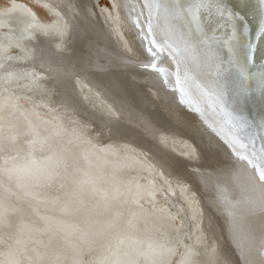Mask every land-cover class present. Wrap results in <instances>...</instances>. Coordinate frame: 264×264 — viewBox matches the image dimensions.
<instances>
[{
    "label": "bare ground",
    "instance_id": "obj_1",
    "mask_svg": "<svg viewBox=\"0 0 264 264\" xmlns=\"http://www.w3.org/2000/svg\"><path fill=\"white\" fill-rule=\"evenodd\" d=\"M32 1L62 24H45L16 1L12 8L30 17L24 36L0 21V94L25 97L37 111L31 115L16 106L12 122L0 123V264L103 261L105 244L119 240L129 224L131 233L150 243L148 254L156 237L159 248L182 242L186 253L196 252L197 264H264L259 0H248L237 13L243 25L225 20L219 31L203 33L190 16L176 17L162 3L158 9L159 0H112L121 23L97 0ZM18 50L21 59L6 57ZM81 85L118 116L90 106L94 95L80 98ZM159 135L183 140L195 155H175ZM81 137L89 141L84 157ZM140 157L170 182L156 178ZM143 177L152 185L142 184ZM156 180L176 210L195 213L202 236L191 233L173 242L168 233L177 214L130 204L131 192L156 194ZM15 189L23 193L27 212L11 222Z\"/></svg>",
    "mask_w": 264,
    "mask_h": 264
},
{
    "label": "rangeland",
    "instance_id": "obj_2",
    "mask_svg": "<svg viewBox=\"0 0 264 264\" xmlns=\"http://www.w3.org/2000/svg\"><path fill=\"white\" fill-rule=\"evenodd\" d=\"M13 1L21 2L25 5H27L28 7H30L31 9H33L34 11H36L37 15L39 16L41 21L44 22L45 24L59 22V17H56L49 10H47V9L43 8L42 6L36 4L32 0H0V21L7 22L12 27H14L15 33L19 37L24 36L23 29L25 28L30 17H29V14L21 8L13 9L12 5H11ZM97 4L99 5V7L101 8L102 11L111 12L112 13L111 18L113 17L117 22L121 23L120 15H119V12L117 10L118 8H117V6L114 5L112 0H97ZM60 24H62V23H60ZM5 33L7 35L12 34L8 30H5ZM1 41H3V40L0 38V42ZM17 52L13 51L12 53H8V54H6V57L14 60V59H21L23 56H25L19 50ZM81 86H82V88L77 87L79 97L81 96L82 98L83 97L89 98V96H90V98H91L94 95L92 98H94V97L96 98V100H95V98L93 99V102L90 103L91 104L90 106L95 107V109H97V110L100 108L98 111H100V113L102 115H105L108 117L110 115H111V117L112 116H114V117L118 116L107 105V103L100 100V97H98L93 91L87 89L84 85H81ZM7 103H9L8 106H10V107H8L6 105ZM16 106L18 108L26 110V112L31 114V115L37 114L36 108L33 105L32 101L30 102L27 98L20 97L19 99H17V98L3 97V95L0 94V123L1 124H9L12 122V120L9 119V117L13 114L12 108H14ZM101 109L103 112L101 111ZM48 119L53 123L56 122L55 125H57L61 129H67L68 128L67 123L64 120H57L56 118H53V117H48ZM77 123L79 125H81L79 122H77ZM64 127H66V128H64ZM158 138L161 141V143H166L169 146L171 145L170 148L175 155L180 154L179 156H183L185 158L186 157L188 158L192 155H195V153H194L195 151H193L192 147L188 144H186V146H185L183 140L174 139V140H168L167 141L165 139L164 135H159ZM80 139H82V141L85 142L83 147H81V154L84 157V156H86L85 154L88 152L87 150L89 147V141L83 137H81ZM180 141H183V142H180ZM173 146H174V148H173ZM75 155L78 156V153H75ZM122 156L124 158L127 157V155L124 153H122ZM139 159H141V161L149 169H151L152 173H154L156 178H159L161 180H166V178L159 172V170L155 169L156 167L151 162H149L146 158L140 157ZM235 172L237 174L236 178L238 179L241 188H244L245 185H244L243 177L240 174V171H238V169L235 168ZM166 181L170 182L169 180H166ZM141 183L144 185H152L151 181L147 177H143L141 179ZM153 189L156 191V194H154V193L145 194V196L143 195V198L140 196L137 197L138 193L131 192L130 193L131 197H129V199H130L129 201H131L130 204L132 206H134V205H138V204L142 203L146 209L151 210V211H155V209L158 210L159 208L162 207L163 208L162 211H164L165 213L167 212V214H171V211L175 215L177 214L176 217H174L175 218V225L171 228L172 230L170 229V231L168 233V236H170V239L172 238L171 240L173 242H179L178 238H180L181 236L187 237V236L191 235V233L193 235L196 234V235L202 236L201 231L195 227L194 221H196V219H195V213H193V211H188V214H186L181 209L176 210V208H175L176 206L173 204V201L166 197L160 180L155 181ZM133 191L137 192V191H135V189ZM14 193H15L14 201H15L16 209L11 215L8 216L9 220L11 219L10 220L11 222L12 221L14 222L15 219H18L20 214L25 215L27 212V209L25 206L26 203L22 201L23 200V193L20 191H18L16 193V189H15ZM17 196H19V197H17ZM187 196L192 200L194 198V195L192 193H187ZM153 197H155V198H153ZM133 201L137 204H135ZM250 203H251V201H250ZM250 203H249V209L252 208L250 206ZM190 213H193V214H190ZM10 216H11V218H10ZM129 225L126 227V229L123 230V236L119 240L116 239V240H113L111 244L110 243L105 244V246L103 248V251L105 253V259L103 261H101L98 258L88 261L85 258V263H87V264H197V262L200 263L198 261L199 259L197 260L194 257V253H196V252L186 253V250L183 248V246H181L182 242H180L181 245H179L178 248L175 245L172 246L173 243L171 241H168L166 243V245H165L166 249H165V247L159 248V246L155 244L156 240H157L156 237H154V238L151 237L152 238L151 243H153L152 244V250H150L149 254H148L147 250L149 249L150 243L145 241L146 238L141 239V238H138L136 234L131 233V229H130ZM126 230H127V232H126ZM131 234H133V235H131ZM147 239H149V238H147ZM153 239L155 240V243H154ZM148 241H150V240H148ZM171 246H172V248H171ZM189 246L192 249H194V251H195V248L199 251L201 249L198 245L192 244L190 239H189ZM139 254H141V255L143 254L145 257L141 256ZM146 255H149V256H146ZM156 256H158V258ZM144 258H146V259H144ZM131 260H132V262H131Z\"/></svg>",
    "mask_w": 264,
    "mask_h": 264
},
{
    "label": "snow or ice",
    "instance_id": "obj_3",
    "mask_svg": "<svg viewBox=\"0 0 264 264\" xmlns=\"http://www.w3.org/2000/svg\"><path fill=\"white\" fill-rule=\"evenodd\" d=\"M161 3L176 17L190 16L191 21L197 26V30L203 33L205 28L210 31L213 29L219 31L222 27V22L225 20L229 22L236 20L243 25L244 18L243 16H238L237 13L243 11V9L247 7L248 0H237L235 4L233 0H207V3L202 4H197L196 0H186V6L185 0H159L156 4L158 9ZM259 3L264 7V0H259ZM201 8H205L207 11L201 12ZM213 9L215 10V15L212 13ZM149 31H151L150 28ZM233 36H235V31H233ZM150 43L154 44L155 41H151ZM149 51H152V49L150 48ZM246 59L251 61V55L249 54ZM260 92L261 103L264 104V71L260 74ZM260 127L264 130V118L261 120ZM261 139L264 140V135L261 136ZM252 147L254 148V145ZM233 148L235 149V144H233ZM236 150L238 151V149ZM245 159L247 160V164H252L255 170L253 161L246 157ZM259 160L260 172L258 179L259 181H264V144H262L260 149ZM253 176H255V171H253Z\"/></svg>",
    "mask_w": 264,
    "mask_h": 264
}]
</instances>
